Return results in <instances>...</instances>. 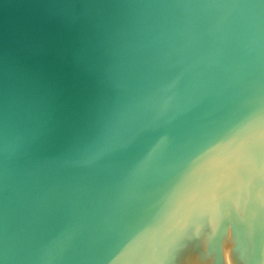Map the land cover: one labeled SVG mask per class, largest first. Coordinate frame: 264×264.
<instances>
[{
	"label": "water",
	"instance_id": "obj_1",
	"mask_svg": "<svg viewBox=\"0 0 264 264\" xmlns=\"http://www.w3.org/2000/svg\"><path fill=\"white\" fill-rule=\"evenodd\" d=\"M0 264H264V0H0Z\"/></svg>",
	"mask_w": 264,
	"mask_h": 264
}]
</instances>
